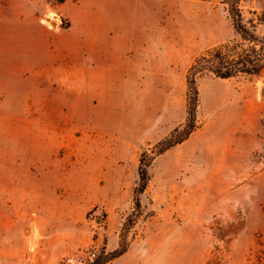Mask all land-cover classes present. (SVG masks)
<instances>
[{
	"label": "rangeland",
	"instance_id": "obj_1",
	"mask_svg": "<svg viewBox=\"0 0 264 264\" xmlns=\"http://www.w3.org/2000/svg\"><path fill=\"white\" fill-rule=\"evenodd\" d=\"M3 1V0H0ZM7 2V0H5ZM0 6V258L63 264H264V67L197 76L199 59L256 54L217 0H122L72 22L58 0ZM264 40V0H240ZM52 17V24L46 17ZM98 20V21H97ZM153 155L134 204L140 158ZM101 217L100 223L95 222ZM28 229V230H27Z\"/></svg>",
	"mask_w": 264,
	"mask_h": 264
},
{
	"label": "trees",
	"instance_id": "obj_2",
	"mask_svg": "<svg viewBox=\"0 0 264 264\" xmlns=\"http://www.w3.org/2000/svg\"><path fill=\"white\" fill-rule=\"evenodd\" d=\"M62 2L64 0H58ZM226 5L231 16L233 25L238 33L245 39L259 45V51L255 49L256 54L247 53L245 55L228 58L221 52H216L211 56L197 60L191 67L187 76V83L190 94V102L188 107V115L182 128L171 134L168 138L159 143V153H163L173 145L186 139L195 127L196 110L198 105V87L197 76L200 73L209 71L221 78H230L239 73L258 74L264 67V40L256 33L255 30L249 28L244 21L240 9V0H217ZM153 159V155L144 152L140 158L139 180L134 187V204L136 208H140V194L145 190L149 181V165ZM127 250V239L123 237L120 247L107 256L99 260L97 264H103L110 261Z\"/></svg>",
	"mask_w": 264,
	"mask_h": 264
},
{
	"label": "crops",
	"instance_id": "obj_3",
	"mask_svg": "<svg viewBox=\"0 0 264 264\" xmlns=\"http://www.w3.org/2000/svg\"><path fill=\"white\" fill-rule=\"evenodd\" d=\"M10 0L0 1V6L7 8L10 7L8 3ZM40 1V0H38ZM103 2H108L110 4V13L114 15L120 14L122 10V0H64L57 5L59 12L68 17L72 22L76 18H82L81 25H84L85 29H98L99 22H90L88 17L98 18L99 14L103 13ZM98 21V20H97Z\"/></svg>",
	"mask_w": 264,
	"mask_h": 264
},
{
	"label": "built area",
	"instance_id": "obj_4",
	"mask_svg": "<svg viewBox=\"0 0 264 264\" xmlns=\"http://www.w3.org/2000/svg\"><path fill=\"white\" fill-rule=\"evenodd\" d=\"M95 257V250H81L79 254H69L65 256L63 264H87V261L93 262Z\"/></svg>",
	"mask_w": 264,
	"mask_h": 264
},
{
	"label": "water",
	"instance_id": "obj_5",
	"mask_svg": "<svg viewBox=\"0 0 264 264\" xmlns=\"http://www.w3.org/2000/svg\"><path fill=\"white\" fill-rule=\"evenodd\" d=\"M46 19L49 21L48 17H46ZM49 22H51V21H49ZM51 23L54 24L53 22H51ZM101 220H102L101 217L95 218L96 223H100ZM28 260H29V252L27 250H25L23 252L22 260H20L18 262H10V261H7V260L0 258V264H28Z\"/></svg>",
	"mask_w": 264,
	"mask_h": 264
},
{
	"label": "bare ground",
	"instance_id": "obj_6",
	"mask_svg": "<svg viewBox=\"0 0 264 264\" xmlns=\"http://www.w3.org/2000/svg\"><path fill=\"white\" fill-rule=\"evenodd\" d=\"M48 16H49V15H48ZM51 16H52V15H51ZM51 16L48 17L49 21L55 23V22L52 20V17H51ZM27 230H28V229H27Z\"/></svg>",
	"mask_w": 264,
	"mask_h": 264
}]
</instances>
